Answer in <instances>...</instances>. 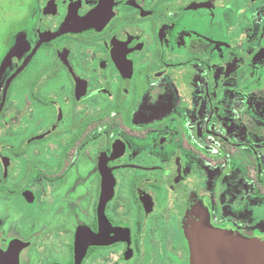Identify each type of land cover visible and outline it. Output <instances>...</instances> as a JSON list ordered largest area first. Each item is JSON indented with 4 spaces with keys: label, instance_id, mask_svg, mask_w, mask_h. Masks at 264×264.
<instances>
[{
    "label": "flooded vegetation",
    "instance_id": "flooded-vegetation-1",
    "mask_svg": "<svg viewBox=\"0 0 264 264\" xmlns=\"http://www.w3.org/2000/svg\"><path fill=\"white\" fill-rule=\"evenodd\" d=\"M22 19L0 57V264H191L200 218L264 242V0Z\"/></svg>",
    "mask_w": 264,
    "mask_h": 264
},
{
    "label": "water",
    "instance_id": "water-1",
    "mask_svg": "<svg viewBox=\"0 0 264 264\" xmlns=\"http://www.w3.org/2000/svg\"><path fill=\"white\" fill-rule=\"evenodd\" d=\"M67 25L69 22L63 29ZM58 33H46L41 36L40 41L48 40ZM184 228L189 243L191 264H264V242L259 238L214 227L208 220L202 218L190 222ZM76 253L82 252L76 248Z\"/></svg>",
    "mask_w": 264,
    "mask_h": 264
},
{
    "label": "rangeland",
    "instance_id": "rangeland-1",
    "mask_svg": "<svg viewBox=\"0 0 264 264\" xmlns=\"http://www.w3.org/2000/svg\"><path fill=\"white\" fill-rule=\"evenodd\" d=\"M29 0H0V57L9 44V39L15 27L21 25ZM24 36L23 34L17 35ZM18 38L3 60V67L16 54L20 44ZM13 51V52H12ZM1 73V69H0Z\"/></svg>",
    "mask_w": 264,
    "mask_h": 264
}]
</instances>
